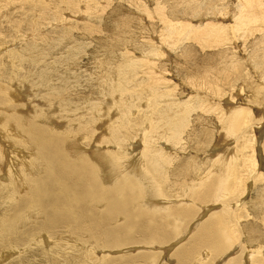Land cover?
<instances>
[{
    "label": "rangeland",
    "instance_id": "374dc122",
    "mask_svg": "<svg viewBox=\"0 0 264 264\" xmlns=\"http://www.w3.org/2000/svg\"><path fill=\"white\" fill-rule=\"evenodd\" d=\"M90 1L91 4H96V6L91 5ZM222 1L93 0L95 2L93 3L92 0H42L40 5L45 10L47 9L49 14H46L48 17H41L40 8H38L40 2L37 4L35 0H29L24 3L20 2V0H0V65L2 64L0 66L2 75H0L3 76H0V83H2L0 84V134H2V125L5 124V122L3 124L1 122L7 121V118H2L3 115L6 116V114H11L13 111L12 114L16 116L15 108L19 104L20 108L18 109L22 110L19 113L31 112L32 114H30L34 116L35 112L39 111V107L43 106L40 103L48 105L49 102H56L43 99L47 91L39 83L41 80L38 77H41L42 74L47 75V80L49 79L48 88L56 87L58 90H72L73 96L79 97L82 101L100 102L107 107L117 96L119 98H117V102H123V98L126 99L127 97L126 94L122 95L118 92L114 97L111 94L106 97L107 95L103 94L104 87L100 83H102L101 78L105 75L107 76L112 68H115L121 62V56L126 53L128 56H134L138 59L143 58L142 60H145L142 61L143 63L153 60L151 62H154L153 64L155 65L152 71L155 75L154 83L159 87L158 92L163 95V98H161L159 103L155 102L152 100L150 91L142 95L141 90L143 87H135V82H133L134 84L130 83V89L132 90L129 92L128 97L132 99L133 104L130 105L132 112L129 115L133 122L129 128L122 127L119 130L120 134H125L126 132L125 139L120 142H122L121 147L127 148L128 152L120 153L117 151L119 153L116 152L115 154L126 158L130 149L132 152L135 148V154L140 152V150H149L146 149L144 143H154V147L160 148L165 153L173 151V154L169 153L172 161L167 164V174L164 184H161V188L167 191L165 195H170L168 198L172 202L168 204L166 199L162 200L171 208L157 211V214L168 217L160 226L161 231L165 232L164 236L166 234V237L162 240L163 242L160 240V243V241L156 240L157 243H153L157 235L152 237V239L143 238V234L139 230L127 225L123 231L128 234L140 233L135 237L138 242L130 240L126 243L124 241L123 243L126 244H123V247L122 245H120L121 247L110 245L111 249L110 246L106 247L104 244H100V247L97 246L89 233L77 235L79 240L77 236L76 239L72 238V236L64 242L67 238L65 237L67 230L62 227L70 226L73 231L83 227L79 217L76 216L61 222L57 227H40L41 223H46L49 220V217L51 219L52 209L36 197H34L32 202H26L28 200L27 197L31 196L27 188L21 191V194L12 195L14 185H12L11 179L6 176V171H9L7 169L10 168V165L8 167L9 162L3 160L4 165H0V176H2L0 181V264H68L72 258L75 264H98L99 260L106 258H100L104 253H110L108 254L109 259L107 258L105 261L106 263L111 262V264L116 261L119 264V259L123 261V263L121 262L122 264H178L176 253L192 243L196 233L199 232L198 228L200 229V226L214 214H218L231 206V202L236 203L241 200L238 211L235 210L236 207L232 208L234 212L242 215L239 223L233 226L241 234L237 233V240L232 235L230 237L231 240H227L230 242L228 243L229 245L227 244L228 249L222 250L221 253H218L219 248L215 245L212 247L211 244H204V247L208 248L210 253L204 259L199 251V249H203V245H200L199 249L194 250L191 254L193 259L190 262L195 264L201 260V262L207 263L212 261L214 257H219L213 260L218 262L223 255L225 256V253L230 254L232 252H230V249L238 253L237 260L240 259V263L248 259L246 257L250 250L252 252L254 250L259 251L258 253L262 252V255H264V1L246 0L249 11H252L257 16L255 18L250 16L248 23L247 21H240L238 15H236L239 12L236 6L237 0ZM22 5L27 8L28 12H25V14L29 24H26V18H24L23 23L17 26L14 29L15 31L11 32V27L18 20L20 21L18 18L23 15H21L22 12H19L23 8L21 7ZM53 12L58 14L56 19H54L56 14L54 15ZM161 14L168 16L173 23H188L190 21L189 24L201 25L202 28L200 27L199 29L201 34L197 30V32H191L186 35V38H183L186 32H190L188 29H184V31H180L183 35L177 34L174 38H167L164 41V38H161L164 33ZM259 15L263 16L259 17ZM42 20L46 21L43 22ZM216 22L219 24H216ZM191 24L190 26L193 28ZM89 25L94 26L88 29ZM210 26L214 28L211 33L208 30ZM196 27L199 28V26ZM201 30L209 35L207 39L206 34L202 33ZM231 33L233 34L232 36ZM36 41L40 42V46L39 49L37 48L38 46H35L37 49L33 47L32 53L38 56V52H40L41 55L35 60L39 63L35 62L37 63L35 64L33 62V64L28 59H22V62H24L22 63L18 60L21 58L17 54L13 57L12 52H16L18 49L23 50L28 44ZM155 43L161 44L160 47H162L161 54L154 55L156 57L153 56V51L156 48L155 46H157ZM74 46H82V48L80 47L81 51L79 52L75 50L79 54L75 53V56L71 58L69 54L72 48L77 49ZM68 48L71 49L68 50ZM151 50H153V53ZM67 51H70L68 52L69 54ZM151 53L152 55H150ZM43 55H46L45 58ZM55 56L59 58L56 57L55 59ZM68 58L71 61L73 60L72 63L68 60L65 65H59V62ZM43 60L45 63L42 62ZM46 64L50 66L48 67ZM43 66L48 70H46V73L40 74L41 69H44ZM143 66L144 70H147L145 64ZM2 69H4L3 72ZM14 69H17L19 73L14 74ZM6 70L10 74L4 75ZM99 71L101 74H99ZM140 74L137 76L138 81L144 77V73ZM95 76L96 79L94 78ZM74 79L76 82L73 81ZM77 80L80 82L77 83ZM137 80L136 82H138ZM22 81L23 83H21ZM94 82H97V84ZM6 83L11 84L8 85ZM2 85H4V89ZM42 89L43 91H41ZM30 100L31 102H29ZM233 101L235 102L234 105L240 106L242 109L240 113L242 114L240 118L230 122V124L228 123L229 119L238 112L237 109H234L233 112H227L229 106H234L232 105ZM9 102L12 103L10 104ZM121 102L119 104L116 103L118 104L116 107L119 110L113 107L117 110V113L115 110L111 111L113 116L117 114L120 115V118L117 115H115L114 119L112 118L113 120H110V118L105 119L106 117H104L107 122H115V120L121 119L122 116L119 112L121 107L127 108L126 105H123L124 102L123 104ZM58 106L61 105L55 103V105L49 107V110L52 114L60 116L58 122L65 124L66 127L67 123L69 124L68 117H65V113L61 112ZM184 108H192L194 110L190 112L189 125L185 128L182 141L175 147L166 143L163 140V135L167 132L168 115L180 113ZM4 109L8 113L5 114L3 112ZM134 109H136L137 114H135ZM163 109L167 110V113L165 112L166 115L158 112ZM146 116H155L153 118V123L155 124L153 127L150 126L151 123ZM95 122H92V125H94H91L90 129L85 128L83 131L86 130V132L92 133V131L98 130L97 127L102 122ZM165 122L167 123L165 124ZM109 124L107 123L106 126ZM143 124L146 126L148 124V132H144L142 136L140 132H142L141 126L143 127ZM146 137H148V140L145 139ZM111 148L116 150L113 146ZM16 149L20 151L17 146ZM34 149L37 150L36 147ZM67 150L70 151L68 146ZM24 151L28 153L26 150ZM224 152H227V156H232L233 162V169L230 171L228 183L224 184V188L228 190V193L224 195L225 197L219 199L218 202H214L217 197L211 194L208 196L209 198H204L206 201H203V205L202 201L195 198L193 192L195 190L202 191L204 185L211 179H214L213 182L216 184L219 179L223 178L217 172L216 163L219 159L218 153ZM21 153L24 152L22 151ZM34 154H32V157ZM9 157L10 159L12 158L11 156ZM32 157L30 156L29 159ZM44 170L34 172L32 175L45 176L48 171L47 169ZM123 170V173H118L120 179H126V182H131L132 173L125 171V169ZM3 173L4 175H2ZM154 173L156 174L155 171ZM183 173L185 175L181 176ZM125 175L130 176L126 177ZM156 175L160 179V176ZM154 179L155 181L158 180ZM115 183H118V181L114 180L111 185ZM189 185L192 187H189ZM115 186L110 187L102 184V191L94 193L101 194L103 197L108 195V197L115 199L116 197L113 194ZM119 193L120 196H125L121 189H119ZM66 200L64 209L69 212L68 214H72L76 209V200L73 196H68ZM88 200L91 204L93 203L91 197ZM178 200L181 201L178 202ZM149 202L150 200H148V204ZM227 202H230L229 206H225ZM148 204L140 202L136 204L135 208L137 206L138 208L135 209V213L151 211L152 209H148L151 208ZM103 206L96 205L94 210L97 208V210L102 211L101 208ZM186 206L194 207V212L186 215L174 216L171 214L167 216L169 209ZM58 209L60 211L63 210L60 206H58ZM33 212H36L35 215H31ZM144 216L148 217L146 214ZM2 218L11 227L4 224ZM21 220L22 222H19ZM127 222L129 221H123L120 215L115 219L114 225L119 228ZM61 236L63 237L60 238ZM232 242L234 243L232 244ZM154 244H156V247H154ZM119 247L120 249H116ZM258 253L256 254L258 255ZM230 255L232 256L233 254ZM126 260L128 263H126ZM105 261L103 260L102 263H105ZM250 264L252 263L250 262Z\"/></svg>",
    "mask_w": 264,
    "mask_h": 264
},
{
    "label": "bare ground",
    "instance_id": "6f19581e",
    "mask_svg": "<svg viewBox=\"0 0 264 264\" xmlns=\"http://www.w3.org/2000/svg\"><path fill=\"white\" fill-rule=\"evenodd\" d=\"M14 1H16V0H14ZM28 1L29 0H20V2H23V3L28 2ZM35 1L38 4L42 0H40V1L35 0ZM220 1H222V0H220ZM92 2H93V0H92ZM41 3L42 2L39 3V5H38L39 7L38 6H36V7L40 8L39 9L40 10L39 11L40 16L44 17V16H47L46 14L49 11L47 9L45 10L44 8H42V5H40ZM93 3H95V2H93ZM248 3H250V2H248ZM90 4H91V1H90ZM91 5H94V4H91ZM1 6H3V5H1ZM94 6H96V4ZM236 6L238 8L237 11H239L238 14H236V15H238V18L240 19V21L241 20L247 21V23H248L250 16L253 18L257 17L255 14L252 13V11H249V7H247L246 0H237ZM21 7H23V8H21V11H19V12H22L21 15L23 14L24 16L22 15V17L18 18V19H20V21L18 20V22H16L15 25H13V27H11V32L15 31L14 29H16L17 26L21 25L23 23V19L26 18L25 12L26 13L28 12L26 10L27 8H24V7H26L24 5H22ZM258 7H259V5H258ZM57 8H58V5H57ZM30 10H32V9H30ZM257 11H259V10H257ZM53 14L55 15L56 13L53 12ZM57 15L58 14H56V16H54L55 17L54 19H56ZM223 15H224V13H223ZM227 15H228V13H227ZM262 16L263 15H259V17H262ZM41 17H39V18H41ZM161 18H162V21L164 24V27H162L164 30L163 31L164 33H163V35H161V38H164V41L167 38H172V37L174 38L177 34L181 35L182 34V33H180L181 30L184 31V29H188V31H190V32H186L184 34V37L182 36L183 38H186V35H188L189 33L197 32V30H199L200 27L202 28L201 25H196V26H199V28H198L195 25H192L193 23L192 24L190 23L193 26V28H192L189 24L190 21L188 23L186 21H185L186 23H184V22L173 23V21L168 16H166L164 14H161ZM39 20H41V19H39ZM44 21H46V20H44ZM210 21H211V19H210ZM25 22H26V24H29V21L27 20V18L25 19ZM216 24H219V23L216 22ZM236 24H238V23H236ZM178 25H179V27H178ZM209 25H211V24H209ZM93 26L94 25H91V26L89 25L87 28L91 29ZM204 29H206V28H204ZM204 29H202V30H204ZM229 29H231V28H229ZM208 30H210V33H211L214 30V28H212V26H210V27H208ZM231 31H232V29H231ZM199 32H200V30H199ZM202 33H204V32L202 31ZM200 34H201V32H200ZM204 34H206V39H207V37L209 35L207 33H204ZM232 35L233 34L231 33V36ZM155 44L157 46H155ZM155 44H154V46L156 48L154 49V51L151 50V52L152 51L154 52L153 56L161 54V48H162V47H160L161 44L160 45H159V43H155ZM165 44H167V43H165ZM35 46L36 47L38 46L37 48L39 49L40 42H37V41L31 42L30 44H28V46L24 47L23 50L18 49V51L12 52V55L14 57V55L17 54L18 57L21 58V59H18L20 62H22V59H28L30 62L35 63V62H37L35 60H37L38 56L41 55L40 52H38V51H37L39 54L38 56H37V54L32 53V51L34 49L33 47H35ZM74 47H76V46H74ZM80 47L82 48V46H80ZM80 47L77 46L76 47L77 49L72 48L71 52L67 51V53L70 52V54L68 53L69 57L72 58L75 56V53H77V52H75V50L78 52L81 51ZM70 49L68 48V50H70ZM43 53H45V52H43ZM122 53H125V52H122ZM152 53L150 55H152ZM77 54H79V53H77ZM45 56L46 55H43L44 58H45ZM43 57L40 56L41 59H43ZM56 57H58V56H55V59H56ZM154 57H156V56H154ZM66 58H67V56H66ZM121 58H122L121 62L118 63L115 66V68L113 67L112 70L108 74L104 73V74H107V76L105 75L104 77H102L101 78L102 83H100L104 87L103 88V94L107 95L106 97L109 96L108 94H111V96L114 97V96H116V93H118V92H119V94H122V95L126 94L127 95V97L125 96L126 99L125 98H123L124 100L122 99L124 104H123V102L120 101L121 104L126 105L127 108H125L123 106L121 107L119 112L121 113L122 117H121V119L115 120V122L110 121L111 122L110 123V122H107V120H105V119L110 118V120H113L114 117H116L115 115H117V114H114V116H113L112 115L113 112H111V111L115 110L113 107H116V105H118L120 103V102H117L119 99L117 96H116V99L114 98L115 99L114 101L112 100L113 98L110 99L113 102L108 104L109 106L105 103L107 105V107H105L103 105V103H100V102L98 103V102H91V101H82V99H79V97L73 96V93L71 92L72 90L71 91H69V90L64 91L63 89L58 90L56 87L48 88V86H49L48 80L49 79L47 80V75L42 74V73H46L47 72L46 70H48V69H45L44 66H43L44 69L43 70L41 69V73H40V74H42V76L38 77V79L40 78V80H41L39 83H41V86L45 87L46 91H47V94L43 96V99L48 100V101L54 100L56 102H49L48 105L44 104V103H40L43 106L39 107V111L35 112L34 116L31 115L32 114L31 112H30L31 114L27 113V112H25L24 114H22L23 112L19 113V111H22V110L18 109V108H20L19 107L20 104L18 105L17 108H15L16 109L15 112L17 113L16 116L12 114L13 111L11 112V114H6L8 112L5 109H4V111L2 110L6 114V116L3 115V117L2 116L1 117L5 118V119L7 118L6 119L7 121L1 122L2 124H3V122H5V124H3L2 128H1L3 136H1L2 134H0V160L2 161V162L0 161V165H2V164L4 165L3 160L6 162L7 161L9 162L8 167L10 165V168L7 169L9 171H6L7 172L6 176L9 179H11L12 185H14V188L12 189V195L15 196L16 194H21L20 192L27 188L28 191L31 193V196L27 197L28 200L26 202H32L34 197H36L40 201H43L44 204L48 205L52 209L51 219L49 217V220L46 223L40 224V227H49V228L57 227L63 221L69 220L70 218H73L74 216L79 217L80 222L83 225L82 229H77L76 231H73L70 226L69 227L68 226L62 227V228H65L67 230L66 235H65V237H67V238L64 240V242L68 238L70 239V237H72V236H73L72 238L76 239V236L81 234V233H86V234L89 233V235L94 239V242L96 243V245L99 247H100V244H102V245L104 244V245H106V247H108L110 245H112V246L113 245H118V246L122 245V247H123V244H126L130 240L131 241L135 240L136 239L135 237H137V235L140 233L143 234V238H151V239H152V237H155L157 235V238H154L155 240H153V243H157V241L159 242L160 240L162 241L164 239V237H166V234L164 236L165 232L161 231L160 226L162 225V222H164L166 220V218H168V217H164L163 215H159L157 213L159 212L158 210H160V209L166 210L167 208H171V207H168V205L165 204L162 200V199H166L168 204L172 202L168 198L170 195L169 196L165 195V193L167 191H164L161 188V184L164 182V179H165L166 174H167V170H166L168 167L167 164L171 163V161H172L170 154L173 151L165 153L160 148L154 147V143H151V144L150 143H144L146 149H149V150H146V151L140 150V152H137L135 154L136 149L134 148V150L132 152L130 149L131 153L129 152V155L126 158H123L124 156L121 157L120 155L115 154L117 151H119L120 153L128 152L127 148H125L123 146L121 147L122 142H120L122 139L123 140L125 139L124 137H126V132H125V134H120L119 130H121L122 127L129 128L133 122L132 118H130V115H129L132 112L130 105L133 104L132 99H130L128 97L129 92L132 90V89H130V87H131L130 83L135 82V85H134L135 87H143V89L141 90L142 95H144L150 91V94H152V100L155 102L159 103L161 98H163V95H161L158 92L159 87L156 86L154 83L155 75L153 74L152 71L154 70L155 65L153 64L154 62H151L153 60L150 59L151 61H147V62L143 63L142 61H145V60H142L143 58L138 59L134 56H128V54H126V53L123 54V56H121ZM41 59H40V64H41ZM68 60H70L71 63L73 61V60L71 61V59L68 58L62 62H59V65H65V63ZM23 61H25V60H23ZM42 62H44V60ZM22 63H24V62H22ZM37 63H39V62H37ZM37 63H35V64H37ZM71 63H69V64H71ZM144 64H145V66H146L145 68H147V70H144V68H143ZM69 66H71V65H69ZM102 66H103V64H102ZM67 67H68V65H67ZM107 69H109V68L107 67ZM3 70L4 69H2V72H3ZM7 70H9V69H7ZM7 70L5 71L4 75L9 73V71L7 72ZM53 71H54V69H53ZM13 72H14V74L19 73V71L17 69H14ZM140 73H144L143 74L144 77H142V79L140 81H138L137 76ZM33 74H34V72H33ZM99 74H101V72ZM99 74H98V76H99ZM140 76H141V74H140ZM1 77H3V76H1ZM59 77L61 78V76H59ZM75 78H77V77H75ZM86 78H87V76H86ZM94 78L96 79V76ZM7 79H9V78H7ZM13 80H14V77H13ZM15 80H18V79H15ZM136 80L138 82H136ZM6 81H9V80H6ZM73 81H75V79ZM73 81H71V82H73ZM97 81H99V79H97ZM29 82L31 83V81H29ZM79 82L80 81H78L77 83H79ZM11 83H9V84H11ZM21 83H23V81ZM27 83H28V80H27ZM94 83L97 84V82H94ZM0 84H2V83H0ZM6 84H8V83H6ZM3 86L4 85H2V87ZM67 86H68V84H67ZM3 89H4V87H3ZM31 89L33 90V88H31ZM256 90H258V89H256ZM2 91H4V90H2ZM41 91H43V89ZM17 93H19V92H17ZM14 94H12V95H14ZM40 94H42V93H40ZM119 94H118V96H119ZM28 95H25V96H28ZM21 96H23V95H21ZM101 96H102V92H101ZM111 96H110V98H111ZM165 98L166 97L164 95V99ZM29 102H31V100ZM33 102H35V101H33ZM7 103H8V101H7ZM9 103L11 104L12 102H9ZM55 103H57L58 105H61V106H58V107H60L59 109L61 110V112L65 113V117L66 116L68 117L69 124L67 123L66 127H65V124L58 122V119L60 118V116L52 114L49 110V107L55 105ZM116 103H118V104H116ZM151 103H153V102H151ZM23 104H21V105H23ZM234 104H235V102L233 101L232 105H234ZM144 106H145V104H144ZM198 108H200V106H198ZM11 109L13 110V108H11ZM21 109H23V108H21ZM234 109H237L238 112L235 113V115L229 119L228 123L234 122V120H237L238 118L241 117L242 113H240V112L242 111V109L237 104L234 106H229L227 108V112H233ZM117 110H119V109L117 108ZM117 110H115L116 113H117ZM134 110H135L134 112H136V109H134ZM192 110H194V109L184 108L181 110L180 113L177 112L178 114L174 113V114L168 115L169 116V118H168L169 120L167 119L168 123L165 122V124L167 123V125H168L167 132L165 133V135H163V137H164L163 140H165L166 143H169L170 145H173L176 147V145H178L182 141V139H183L182 136L184 134L185 128L189 125V115L191 114L190 112ZM155 111H156V109H155ZM155 111H154V113H155ZM158 112L164 113L166 115L167 110L163 109L162 111L159 110ZM84 113H85V115H84ZM135 114H137V112ZM172 115H174V116L172 117ZM119 116L120 115H117V117H119ZM104 117H106V118L104 119ZM154 117L155 116H153V117L152 116H150V117L146 116L147 120L151 123L150 126H152V127L155 125L153 123ZM143 118L146 120L145 117H143ZM98 121H99V123L102 122L99 125L100 127L96 126L98 130L92 131V133H88V132H86V130L83 131V129H85V128L90 129L89 127H91L92 122L97 123ZM107 123L108 124L110 123V124L106 126ZM148 124H147V126H148ZM145 126L146 125H144V124H143V127L141 126V128H142L141 129L142 132H140L141 135L144 132H148L147 126L146 127ZM90 132H91V130H90ZM142 136H141V138H143ZM88 137H91V138H88ZM132 137H133V134H132ZM148 137H146L145 139L148 140ZM2 138H3V140H2ZM87 138L89 141L88 140L85 141ZM262 145H263V142H262ZM16 146L19 148L20 151H17ZM67 146H68L70 151L67 150ZM112 146L116 150L112 149L111 148ZM35 147L37 148V150L34 149ZM175 147H173V148H175ZM87 149H88V151H87ZM24 150H26L28 153H26ZM22 151L24 153H21ZM119 152H117V153H119ZM33 153H35V154L32 157ZM226 153L227 152L218 153L219 159L216 163L217 164V166H216L217 172H218V174H221V176L223 178L219 179V181H217L216 184L213 182L214 179H211V181H209L207 184L204 185V188L202 189V191L195 190L193 193H194V196L196 199L203 202V201H206V199H204V198H206L212 194L215 197H217V199L215 198L216 200L214 202H218L219 199H222L223 197H225L224 195L228 193V190L226 188H224V184L228 181V177L230 176V173H231L230 171L233 169V167H232L233 162H232V156H227ZM228 155H229V153H228ZM9 156H11L12 158L10 159ZM30 156L32 157L31 159H29ZM173 157H174V155H173ZM254 162H256V161H254ZM44 169H47V171H48L47 175H45V176H42V175H38V176L34 175L33 176L32 175V174H34V172H38V171L44 170ZM123 169H125V171H129L130 173H132L131 182H126V179H123V180L120 179L118 173H123V171H124ZM154 171L156 172V174H158L160 176V179H158L159 177L157 178V175L154 173ZM2 175H4V173ZM184 175H185V173H183L181 176H184ZM125 176L127 177L130 175H125ZM1 177L2 176H0V181H1ZM154 178L158 179L159 181L158 180L155 181ZM114 180H117L118 183L111 185V183ZM199 180H201V179H199ZM229 183H230V181H229ZM102 184H106L110 187H114L117 184L115 186L114 191H113V194L116 197L115 199L108 197V195H105V197H103L101 194L94 193V192H101L102 191V189H101ZM189 187H192V186L189 185ZM116 189H118V190H116ZM119 189H121V192L125 193V196H120ZM68 196H73V198L76 200V209L72 214H68L69 212H67L64 209L65 203L67 201L66 199L68 198ZM90 197H91L92 202H93L92 204L88 200ZM145 200H146V202H145ZM148 200H150L149 204H148ZM179 201H181V200H178V202ZM241 201L236 202V203L231 202V206H229L230 202L229 203L227 202L225 204V206H229V207L225 208L223 211H221L218 214H214V216H212L207 222L203 223V225L200 226V229L198 228L199 232L196 233V237L194 238L192 243L187 245L184 249H181L180 251H178L176 253V261L178 262V264H191L190 261H192V259H193V256L191 254L193 253L194 250L199 249L200 245H203V249H199L200 255H202L203 259L210 254L209 249L205 248L204 244H211L212 247H213V245H215L216 247L219 248L218 253H221V251L224 249L225 250L228 249L227 244L230 242H228L227 240L230 241L231 240L230 237H232V235H234L235 237H233V238L236 239L237 233L240 234V232H237V230L234 229L233 226L234 225L236 226L237 223H239V220L242 217V215L238 212H234L232 208L236 207L235 210L238 211V208L241 205ZM139 202L142 204L145 203V204H148V206H151V208H148V209H152L151 211H153L154 213L151 211H149V212L140 211V212L135 213V209L138 208V206L135 208V205L138 204ZM173 202H175V201H173ZM96 205H104L103 208H101L102 211L97 210V208L94 210ZM203 205H204V202H203ZM58 206L62 207L63 210L60 211L58 209ZM172 209L168 210L169 212H168L167 216L171 215V214H173L174 216H177L180 214L186 215V214H190V213L194 212V207H192V206H186V207H181V208H172ZM173 211H175V212H173ZM35 213L33 212V214H31V215H35ZM144 214L148 215V217H145ZM120 215L123 218V221L128 220L129 222L124 223V225L122 227L117 228L114 225V221ZM215 215H217V216H215ZM21 219H23V218H21ZM26 219H28V218H26ZM150 219H153V220H150ZM24 220H25V218H24ZM2 222L4 224H6L7 226L11 227V225L8 222H6L3 218H2ZM19 222H22V220ZM14 223L17 224L16 222H14ZM204 224H205V226H204ZM127 225H130L134 229L139 230L140 233H138V234L137 233L136 234L125 233L123 231V229ZM17 226H18V224H17ZM14 227H16V226H14ZM68 234L71 236H69ZM62 237L63 236H61L60 238H62ZM78 237L79 236H77V238ZM97 239H99V240L97 241ZM78 240H79V238H78ZM124 241H126V243H123ZM161 241H160V243H161ZM84 242H85V240H84ZM134 242H138V241L135 240ZM234 242H232V244ZM78 243H79V241H78ZM160 243H158V244H160ZM137 244H139V243H137ZM155 245L156 244H154V247H156ZM94 246H92V247H94ZM239 246L242 247L241 244H239ZM120 247L116 248V249H120ZM139 247H141V246H139ZM235 247H237V246L235 245ZM135 248H137V247H135ZM110 249H111V246H110ZM233 249H234V247H233ZM124 251H126V250H124ZM250 251L247 253L246 258H248V259L244 258L245 261L243 263L239 262L240 259L237 260L238 253H236V251L230 249V252H231L230 254H233V255L231 256L229 253L228 254L225 253V256L223 255V257L220 260H218V262H217V260L215 261L217 263H215L213 260H215L219 257H217V258L214 257V259L212 261L207 262V263L201 262V260H200V261L196 262L195 264H212L213 262H214L213 264H250V262L252 264H264V257H263L264 255H262V252L258 253L259 251H256V250H254L253 252L252 251L250 252ZM255 252L258 253V255ZM108 254H110V253H108ZM108 254L104 253L103 256H100V258L101 257H103V258L106 257V258L99 260L98 264H101L103 260L105 261L109 256ZM227 257H229V258H227ZM100 258H98V259H100ZM70 259H71V257H70ZM123 260H124V258H123ZM249 260H250V262L248 263ZM119 261H120L119 264L123 263V261H121V259H119ZM116 262H112V264H117ZM105 263H106V261H105ZM126 263H128V261ZM68 264H75V263H73V258L69 261ZM106 264H111V262L106 263Z\"/></svg>",
    "mask_w": 264,
    "mask_h": 264
}]
</instances>
